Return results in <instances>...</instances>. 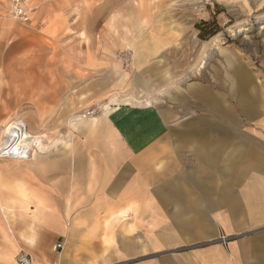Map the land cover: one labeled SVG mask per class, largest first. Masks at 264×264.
<instances>
[{"label":"crops","instance_id":"obj_1","mask_svg":"<svg viewBox=\"0 0 264 264\" xmlns=\"http://www.w3.org/2000/svg\"><path fill=\"white\" fill-rule=\"evenodd\" d=\"M140 6L128 19L141 29L122 42L134 72L86 55L96 76L80 102L97 104L96 118L70 146L0 159V264L19 253L32 264H264L263 84L234 53L209 73L216 90H179L180 32ZM6 8L0 1V125L19 103L66 91L68 72L66 57L35 66L27 42L51 39L59 23L33 33ZM130 95L139 102H122ZM220 234L235 238L223 245Z\"/></svg>","mask_w":264,"mask_h":264},{"label":"rangeland","instance_id":"obj_2","mask_svg":"<svg viewBox=\"0 0 264 264\" xmlns=\"http://www.w3.org/2000/svg\"><path fill=\"white\" fill-rule=\"evenodd\" d=\"M31 3L34 9L31 22L16 23L33 33H39L50 21H57L52 24L53 33L58 23L60 25L49 40L45 37L27 40L34 44L31 62L42 67L47 59L55 64L66 57L68 72L60 81L67 90L48 93L49 100L36 98L34 108H28L27 102L19 103L14 109L17 117H13L18 121L0 125V152L6 151L9 145L24 144L26 140L33 142L26 145L25 160L40 148L56 151L72 144L81 123L96 118L101 108L94 103L80 102L83 101L80 99L83 86L96 76L85 66L86 55L92 53L94 58L102 59L111 57L121 76L134 72L132 49L124 48L122 42L131 41L134 33L141 29L132 27L128 19L137 3L142 5L140 10H146L151 22H157L159 27L176 26L175 30L180 32L177 75L184 82L179 90L188 82L216 90L217 83L212 80L215 76L209 73L213 74V66L220 67V60L234 53L242 58L245 66L254 70L258 83L264 87V0H31ZM7 51L9 48L4 54ZM49 78L51 84L59 87L56 76ZM183 93L186 92L179 93L180 100ZM165 95L166 92L157 93L158 100ZM138 100L130 95L122 102L134 104ZM91 110L94 114L86 115ZM194 114H202L201 109ZM13 123H18L25 138L20 134L17 141L6 142L2 130Z\"/></svg>","mask_w":264,"mask_h":264},{"label":"built area","instance_id":"obj_3","mask_svg":"<svg viewBox=\"0 0 264 264\" xmlns=\"http://www.w3.org/2000/svg\"><path fill=\"white\" fill-rule=\"evenodd\" d=\"M6 4L7 15L13 20L22 24H29L32 19L33 7L31 6V0H0ZM94 114V110L87 112L86 115ZM12 139H10L11 141ZM19 144V143H18ZM18 144L10 145L5 149L6 151L0 152V157H8L14 159H25L27 157L28 148L26 145L19 144L18 149L14 147ZM12 148V149H11ZM234 236H228L220 234L216 239L217 242L225 245L228 241L234 239ZM17 264H32V260L29 255L25 253H19L16 257Z\"/></svg>","mask_w":264,"mask_h":264},{"label":"bare ground","instance_id":"obj_4","mask_svg":"<svg viewBox=\"0 0 264 264\" xmlns=\"http://www.w3.org/2000/svg\"><path fill=\"white\" fill-rule=\"evenodd\" d=\"M8 17H10L9 15H7ZM18 128V123L17 124H12V125H10L8 128H6L5 130H2L3 131V136L2 137H4L3 138V140L4 141H6V142H10V139H12L11 141H15L16 139H18L19 137H20V134H22L23 135V137L25 138V133H22V130L21 129H19ZM4 141H3V143H4ZM17 141V140H16ZM27 142L26 143H24L23 145H28L29 143H31V141L30 140H26ZM12 142V143H13ZM19 142H21V141H19ZM11 146V145H10ZM12 147V146H11ZM18 147H19V144L18 145H16L15 147H14V149H18ZM12 149V148H11Z\"/></svg>","mask_w":264,"mask_h":264}]
</instances>
